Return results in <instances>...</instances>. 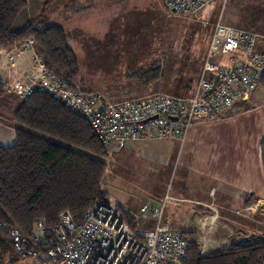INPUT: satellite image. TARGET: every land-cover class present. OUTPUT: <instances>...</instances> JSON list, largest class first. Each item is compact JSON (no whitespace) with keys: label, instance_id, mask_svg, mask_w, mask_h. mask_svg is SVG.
<instances>
[{"label":"built area","instance_id":"1","mask_svg":"<svg viewBox=\"0 0 264 264\" xmlns=\"http://www.w3.org/2000/svg\"><path fill=\"white\" fill-rule=\"evenodd\" d=\"M218 0H162L168 16H193ZM259 35L250 30L222 23L213 24L193 92L189 96L154 92L119 101L105 99L97 92L68 88L60 77L47 69L30 40L7 59L29 52L23 71L26 85L23 98L32 90L50 94L64 106L84 116L104 146L121 147L128 141L175 139L183 141L194 120L218 116L239 100L248 98L264 70V46L257 48ZM145 201L137 217L153 219L149 229L130 226L111 201H99L76 222L67 211L57 215V222L45 226L32 239L22 238L11 229L18 246L24 241L37 249L38 264H182L190 246L188 236L163 222L164 202ZM199 255L208 252L197 241ZM22 245V244H21Z\"/></svg>","mask_w":264,"mask_h":264},{"label":"trees","instance_id":"2","mask_svg":"<svg viewBox=\"0 0 264 264\" xmlns=\"http://www.w3.org/2000/svg\"><path fill=\"white\" fill-rule=\"evenodd\" d=\"M25 5L26 0H0V48L30 40L47 69L68 88L80 89L78 61L61 26L32 20L14 29ZM145 65L133 72L144 83L164 71L159 57ZM258 84L264 89V70ZM7 90L0 77V96ZM13 119V142L0 144V264H17L24 256L39 255L38 248L42 250V246L31 250L25 241L19 247L11 234L13 227L22 238L32 239L37 222L52 226L62 211L79 222L87 209L108 198L103 177L109 148L102 145L84 116L34 89ZM259 158L264 172V136L259 141ZM116 206L133 227V216ZM188 238L190 246L182 264H264V237L230 243L205 255H199L195 239Z\"/></svg>","mask_w":264,"mask_h":264},{"label":"crops","instance_id":"3","mask_svg":"<svg viewBox=\"0 0 264 264\" xmlns=\"http://www.w3.org/2000/svg\"><path fill=\"white\" fill-rule=\"evenodd\" d=\"M164 13L162 0H26L24 9L20 11L13 25L14 29H20L33 20L44 25H59L65 33H90V37L94 39L98 33H150L157 29V18L164 20L161 24L166 19L172 23L173 17L167 18ZM256 45L257 48L264 46V35H261ZM23 46L24 42H21L0 48V77L8 85V90L0 96L2 122L4 114L14 121V113L24 100L20 88L26 85L27 74L23 67L29 61V52L19 56L16 64L7 59L9 54H14ZM81 86V90L92 91L89 88L84 89L86 87L79 83V87ZM256 93L255 88L248 98L236 105L234 103V106L231 105L218 116L195 119L181 145L178 140L169 139L168 143L182 146L179 163L183 161V169L171 179V185L164 193L154 192L135 197L128 192L104 185L103 189L109 198L107 200L124 210V207L133 206L135 203H139L140 207L143 200L158 205L163 201V194L167 192L168 198L164 202L162 215L164 224L184 232L190 238L202 241L208 251L230 243H248L255 237L262 236V224L253 229L254 231L246 225L240 228V224H245L241 220L251 221L253 217L240 219L237 212L250 200L258 199L264 214V172L259 158V141L264 135L252 137L247 144H230L231 149L227 150L222 143L214 141L215 135L220 141L214 127L229 122L234 118L233 115H238L239 108L254 100ZM13 140L11 137L10 141ZM4 143L5 141L0 144L9 145V142ZM138 143L145 142H134ZM122 146L119 149L111 146L109 156L115 152L118 154L131 150L137 153L139 150L133 145ZM226 215L234 216L227 218ZM140 220L139 218L136 221L134 217L135 228L142 226L149 229L153 226L151 217Z\"/></svg>","mask_w":264,"mask_h":264},{"label":"rangeland","instance_id":"4","mask_svg":"<svg viewBox=\"0 0 264 264\" xmlns=\"http://www.w3.org/2000/svg\"><path fill=\"white\" fill-rule=\"evenodd\" d=\"M165 16L173 17L172 23L166 19L161 24L164 20L157 18V29L150 33H98L94 39L90 37V33H66L68 44L78 61L80 85L92 90L88 92H97L110 101L154 92L189 96L202 68V58L212 26L218 19L226 25L255 32L259 38L264 35V0H218L193 16ZM158 57L162 59L164 71L156 80L144 83L133 74ZM256 90V98L239 108L238 115H233L234 118L229 122L214 127L220 137L219 141L215 135L214 141L222 143L226 150L231 149L230 144H247L252 137L264 135V89L257 84ZM4 116V121L0 120V143L5 141L11 144L15 123L8 115ZM168 142L169 139L126 142L123 146H136L138 152L129 150L111 154L106 160L103 187L106 185L135 197L154 192L164 193L171 185V179L183 169V161L179 163L182 146ZM178 143L181 145L183 141L178 140ZM107 199L105 201H109ZM262 209L258 199H252L243 205L238 210L237 217L253 218L251 221L241 220L245 224H240L239 227L244 228L243 225H246L254 231L262 224L264 228ZM124 210L135 217L136 221L139 219V203L124 207ZM226 216L230 218L234 215ZM139 229L144 228L140 226ZM38 232L36 229V234ZM258 237H264V231ZM195 241L197 243L196 239ZM38 257L39 255L24 256L17 264H38Z\"/></svg>","mask_w":264,"mask_h":264}]
</instances>
